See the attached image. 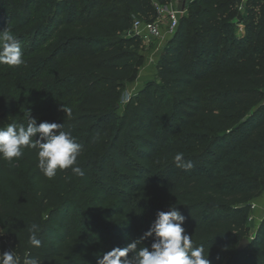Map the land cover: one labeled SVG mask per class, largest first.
I'll use <instances>...</instances> for the list:
<instances>
[{"label": "trees", "instance_id": "1", "mask_svg": "<svg viewBox=\"0 0 264 264\" xmlns=\"http://www.w3.org/2000/svg\"><path fill=\"white\" fill-rule=\"evenodd\" d=\"M39 1L27 0L11 29L25 63L0 65V117L62 124L82 145L84 176L69 168L48 179L28 148L15 162L0 158V253L21 264H97L141 237L158 210L177 207L210 264H264V220L238 251L264 194V0H247L243 13L235 0H194L158 63L170 111L145 91L117 128L122 90L143 60L142 40L128 32L173 0H74L61 16L68 0ZM20 16L19 0H0V31ZM177 152L193 167H178ZM76 212L95 227H81ZM33 224L39 248L28 243Z\"/></svg>", "mask_w": 264, "mask_h": 264}, {"label": "clouds", "instance_id": "2", "mask_svg": "<svg viewBox=\"0 0 264 264\" xmlns=\"http://www.w3.org/2000/svg\"><path fill=\"white\" fill-rule=\"evenodd\" d=\"M19 41L6 28L0 31V65L18 67L24 64ZM70 113V110H67ZM62 124L41 121L29 115L25 123L12 122L0 127V158L12 160L23 155V149L36 152V166L44 177L52 179L57 170L71 169V174L84 176L77 165L82 145L70 132L63 131ZM183 153L177 152L174 161L178 167L190 169L189 161H183ZM75 165V166H74ZM186 217L177 207L167 211L158 210L149 229L125 248L115 247L97 256V264H210L209 251L204 245L195 246L185 227ZM28 243L39 248L41 240L36 235V225L29 228ZM152 238L150 246L138 247L144 240ZM0 264H21L14 251L0 253ZM23 264H38L35 258H26Z\"/></svg>", "mask_w": 264, "mask_h": 264}, {"label": "rangeland", "instance_id": "3", "mask_svg": "<svg viewBox=\"0 0 264 264\" xmlns=\"http://www.w3.org/2000/svg\"><path fill=\"white\" fill-rule=\"evenodd\" d=\"M26 1L27 0H19L21 16L17 21L13 22V25L11 27H9L10 30L16 28V26H18L21 23L22 19L24 18ZM65 1L67 0H40L39 3L41 5L49 4L50 7H52L54 6L55 2L63 4V2ZM71 1L74 0H68L65 9L59 11L60 16L61 14H65L66 12L65 10L69 9L72 6ZM173 3L178 4V0H173ZM34 6L37 5L34 4L32 8H35ZM79 6L81 7L82 4H79ZM156 17L157 16L155 14L154 15L152 14L145 18H141V19L139 18L138 20L145 22H152L156 19ZM244 30L245 29L237 28L235 31L236 35L238 37H244L245 36ZM171 38L172 37L167 36L165 37V40L159 42H150V43H145L142 41L143 44L141 48H139V53L143 56V60H141V62L139 63L136 80L134 82L125 84L122 90V98L118 104V110H117L118 119H116L112 125L114 128H117L119 124V118L123 116L125 107L130 103V101L131 100L136 101L137 97L140 96L145 91L150 92V95L157 101V105L160 108H162L161 112L163 114H165V112L167 113L170 111V107H169L170 97L169 96L164 97L163 95L164 93L162 92V90L159 89L158 86L159 84L158 63L161 56V52L163 51L164 47ZM46 40L47 37L44 39V41ZM49 44H51V42H49L48 45ZM8 123H11L8 119H4L0 117V127H5L7 126ZM15 160L16 159L13 158L14 162ZM262 201H264V194L261 196V198H259L253 203L248 214V225L250 227V236L248 238L249 241L256 235L260 224L264 220V205L262 204L260 205V207L257 206V203H262ZM75 215L77 216L81 227H88V226L91 228L95 227L93 220L90 219L89 217L83 214H79L77 212L75 213ZM147 215H148V211H145L144 218H147ZM144 222L145 221L143 220V224H142L143 226H144ZM140 228H142V226H140Z\"/></svg>", "mask_w": 264, "mask_h": 264}, {"label": "built area", "instance_id": "4", "mask_svg": "<svg viewBox=\"0 0 264 264\" xmlns=\"http://www.w3.org/2000/svg\"><path fill=\"white\" fill-rule=\"evenodd\" d=\"M237 1L238 10L245 12V6L247 0H235ZM157 17L152 22H145L136 19L134 21L132 29L128 32V36H134L140 38L145 43L159 42L165 40V37H173L177 31L180 17L186 12L181 13L178 10L176 3H170L168 5H161L155 3ZM238 28L245 29L243 23H237ZM246 31L244 30V35Z\"/></svg>", "mask_w": 264, "mask_h": 264}, {"label": "water", "instance_id": "5", "mask_svg": "<svg viewBox=\"0 0 264 264\" xmlns=\"http://www.w3.org/2000/svg\"><path fill=\"white\" fill-rule=\"evenodd\" d=\"M194 0H178V10L181 13H184L187 11L188 7L190 6V4L193 2ZM250 245V241L248 239L243 240L239 247H238V251L242 252L244 251L248 246Z\"/></svg>", "mask_w": 264, "mask_h": 264}, {"label": "crops", "instance_id": "6", "mask_svg": "<svg viewBox=\"0 0 264 264\" xmlns=\"http://www.w3.org/2000/svg\"><path fill=\"white\" fill-rule=\"evenodd\" d=\"M257 203V202H256ZM264 205V201H262V203H257V206H259L260 207V205Z\"/></svg>", "mask_w": 264, "mask_h": 264}]
</instances>
